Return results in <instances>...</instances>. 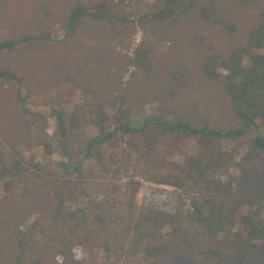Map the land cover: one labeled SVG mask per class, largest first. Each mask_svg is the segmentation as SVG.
Returning a JSON list of instances; mask_svg holds the SVG:
<instances>
[{"label":"trees","instance_id":"obj_1","mask_svg":"<svg viewBox=\"0 0 264 264\" xmlns=\"http://www.w3.org/2000/svg\"><path fill=\"white\" fill-rule=\"evenodd\" d=\"M197 3L154 0L138 20L174 19L176 8L214 17ZM111 16L105 1L76 3L64 37L87 19ZM16 44L1 42L0 56ZM151 61L152 52L140 44L130 63L149 71ZM204 69L230 97L238 127L193 125L166 112L133 126L124 92L114 99L119 104L112 118L101 103H76L66 112L64 104L43 99L24 77L0 66V84L16 83L29 139L28 155L0 139V264H99L101 251L113 254L102 264H168L166 253L174 249L207 264L204 257L221 256L223 249L264 241V201L256 194L229 204L219 198L244 181L247 167L264 180V19L247 43L228 54L210 51ZM167 75L176 86L189 79L177 67ZM89 127L95 133H86ZM91 168L108 178L93 193L85 187Z\"/></svg>","mask_w":264,"mask_h":264},{"label":"rangeland","instance_id":"obj_2","mask_svg":"<svg viewBox=\"0 0 264 264\" xmlns=\"http://www.w3.org/2000/svg\"><path fill=\"white\" fill-rule=\"evenodd\" d=\"M102 1L107 2L113 16L100 21L87 19L73 36L64 37L68 13L76 3L93 5ZM152 2L0 0V43L17 42L0 56V66L24 77L31 90L43 99L64 104L66 112H71L76 103H101L112 118L119 104L114 99L124 92L133 126L166 112L176 113L193 125L205 122L223 130L238 127L240 120L231 108L230 97L222 84L206 76L204 63L210 51L228 54L236 44L247 43L251 30L264 19V0H253L244 6H236L232 0H198L197 6L213 10V18H205L202 11L195 14L193 9L182 14L176 8L174 19L140 22L138 18ZM140 44L152 52L149 71L130 63L134 49ZM171 67L180 68L189 79L179 86L172 84L167 75ZM15 87V82L0 84V139L5 146L16 143L28 155L29 139L21 121L24 115L15 99ZM30 107L32 111L37 108ZM50 125L55 127L53 121ZM86 133L93 134L95 129L89 127ZM34 151L42 152L38 147ZM52 157L58 159L56 155ZM247 169L244 181L239 179L230 194L222 191L221 200L229 204L242 196L256 194L264 201L262 176L251 167ZM91 172L93 177L87 178L85 187L93 193L108 178L94 168ZM144 187L135 198L137 202ZM186 202L189 206L190 201ZM222 252L221 256H206L204 261L264 264L262 239H255L252 247L226 248ZM112 257L113 254L101 251L98 263H108ZM166 257L168 264H197L176 249L166 253Z\"/></svg>","mask_w":264,"mask_h":264}]
</instances>
